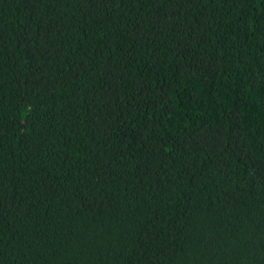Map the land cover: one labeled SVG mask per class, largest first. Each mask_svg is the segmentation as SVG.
<instances>
[{
	"label": "trees",
	"instance_id": "16d2710c",
	"mask_svg": "<svg viewBox=\"0 0 264 264\" xmlns=\"http://www.w3.org/2000/svg\"><path fill=\"white\" fill-rule=\"evenodd\" d=\"M0 264H264V0H0Z\"/></svg>",
	"mask_w": 264,
	"mask_h": 264
}]
</instances>
